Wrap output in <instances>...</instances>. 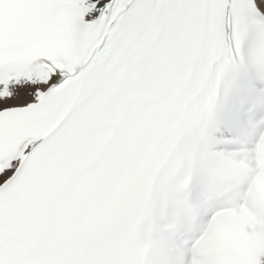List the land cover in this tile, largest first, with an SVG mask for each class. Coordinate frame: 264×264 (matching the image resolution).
<instances>
[{"label": "snow or ice", "instance_id": "snow-or-ice-1", "mask_svg": "<svg viewBox=\"0 0 264 264\" xmlns=\"http://www.w3.org/2000/svg\"><path fill=\"white\" fill-rule=\"evenodd\" d=\"M0 264H264V0H0Z\"/></svg>", "mask_w": 264, "mask_h": 264}]
</instances>
